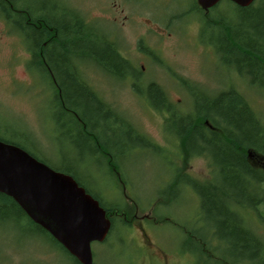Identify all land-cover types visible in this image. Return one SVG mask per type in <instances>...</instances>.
I'll return each mask as SVG.
<instances>
[{
  "label": "rangeland",
  "instance_id": "1",
  "mask_svg": "<svg viewBox=\"0 0 264 264\" xmlns=\"http://www.w3.org/2000/svg\"><path fill=\"white\" fill-rule=\"evenodd\" d=\"M24 1L35 5L42 0L20 4ZM59 1L93 23L103 36L112 37L135 65L133 73L130 68L116 72L122 76L108 74L88 59L78 67L82 79L160 150L130 146L129 141H136L129 138L126 144L124 131L109 133V121L99 119L105 123L100 131L108 148L110 143L114 152H122L121 178L104 149L97 151L75 129L69 132L66 118V126L63 121L58 125L56 118L61 115L47 79L29 68L28 46L1 13L0 135L21 143L55 167L72 170L86 188L111 206L108 215L113 227L105 241L91 243L93 264H219L214 261L224 253L225 244L213 234L196 193L182 182L172 185L170 193L171 182L182 175L198 182L210 180L212 162L208 156L186 152L182 141L165 131L167 112L154 108L145 95L147 83L154 82L170 103L185 112L194 98L185 85L193 87L197 97L232 87L264 123V91L250 86L224 63L215 45L225 46L218 31L226 28L214 14L241 27L237 9L228 0H220L208 13L198 11L192 0ZM63 18L71 20V15ZM231 54L239 57L236 52ZM128 74L133 83L127 81ZM260 211L263 216L247 209L244 217L264 237V210ZM0 264L72 261L50 247L46 237L13 209L0 214Z\"/></svg>",
  "mask_w": 264,
  "mask_h": 264
},
{
  "label": "trees",
  "instance_id": "2",
  "mask_svg": "<svg viewBox=\"0 0 264 264\" xmlns=\"http://www.w3.org/2000/svg\"><path fill=\"white\" fill-rule=\"evenodd\" d=\"M21 1L0 0V13L14 25L30 49L29 68L36 69L41 78L47 79L54 106L61 115L56 118L57 124L63 121L66 126V118L69 132L75 129L84 140L93 143L97 151L102 153L101 149H104L121 178L118 169L122 152H114L110 143L108 148L100 131L105 123L99 119L109 121V133L112 129L116 133L124 131L126 144L129 138L136 141H129L130 146L150 147L158 152L159 145L115 112L74 68L75 59L91 60L106 73L117 74L114 76H122L124 73L116 72L130 68L120 63L115 48L99 29L92 28L91 32L79 14L68 10L59 0H42L35 5L25 1L20 4ZM232 4L243 24L238 27L226 17L214 14L215 19L226 28V31H218L225 44H215L218 54L239 76L245 77L250 86L259 92L264 91V0H254L247 7ZM66 14L71 15V20L63 18ZM233 52L239 57H231ZM185 87L190 97H194L185 112L170 103L163 90L153 82L147 83L145 96L154 108L167 112L165 131L181 140L186 152L208 156L212 162V175L207 182L194 181L182 175L170 186L177 187L182 182L198 196L199 209L208 216L207 223L213 228V234L222 245L225 244L224 253L214 262L264 264V237L252 230L244 217L247 209L263 216L260 209L264 210V123L246 99L232 87L214 95L199 94L198 97L196 91H192L193 87ZM0 140L16 144L53 169L70 174L99 201L109 217L111 206L105 205L97 194L86 188L72 170L55 167L15 140L3 135H0ZM173 189L172 186L170 193ZM13 209L34 231L46 237L50 247L58 249L72 264H80L49 233L30 220L11 197L0 193V214L3 210ZM109 219L112 229L113 220ZM122 222L126 223L125 220Z\"/></svg>",
  "mask_w": 264,
  "mask_h": 264
},
{
  "label": "water",
  "instance_id": "3",
  "mask_svg": "<svg viewBox=\"0 0 264 264\" xmlns=\"http://www.w3.org/2000/svg\"><path fill=\"white\" fill-rule=\"evenodd\" d=\"M218 1L196 0L204 10ZM230 1L247 7L254 0ZM0 193L11 197L80 264L93 263L91 243L105 238L111 221L99 201L70 174L0 140Z\"/></svg>",
  "mask_w": 264,
  "mask_h": 264
},
{
  "label": "flooded vegetation",
  "instance_id": "4",
  "mask_svg": "<svg viewBox=\"0 0 264 264\" xmlns=\"http://www.w3.org/2000/svg\"><path fill=\"white\" fill-rule=\"evenodd\" d=\"M192 2L194 3V5H195V8L198 10V11H202V13H208V11L210 12V11H213V9L216 7V4H214L213 6H211L210 8H208V9H206V10H204V9H202L197 3H196V0H192ZM192 7V6H191ZM190 7V8H191ZM211 9V10H210ZM82 20H83V22H85L87 25H88V28L91 30V32L93 31V29H96V30H98L97 29V27L95 26V25H93V23H91V22H87L86 20H84L83 18H82ZM93 28V29H92ZM105 38H107V40L109 41V43L115 48V50H116V53L118 54V56H119V58L121 59V64L123 65V66H128V67H130V70H131V73H133L134 72V70H135V65H133L130 61H129V58L124 54V52L118 47V46H116V43L114 42V40L112 39V37H107V36H104ZM44 44V43H43ZM217 47V46H216ZM28 50V53H29V58L31 59V52H30V49L28 48L27 49ZM77 62H75L74 63V68H75V70L77 71V73H79V67H78V65H79V60H77V59H75ZM122 60H124V61H122ZM126 61V62H125ZM141 68H144V65H141ZM47 71H48V73L50 74V70L49 69H47ZM129 74H130V72H129ZM127 75L126 77L128 78L127 79V81H129V82H131V83H133L134 82V80H133V78H132V76L131 75ZM125 75H126V73H125ZM85 81V80H84ZM86 82V81H85ZM87 83V82H86ZM154 83V82H153ZM139 226L141 227V225L139 224ZM110 229H111V226H110V228H109V231H108V233H107V235L105 236V238L101 241V242H103V241H105L106 240V238L108 237V235H109V233H110ZM141 229H142V227H141ZM143 236H145L144 234H143ZM146 237V236H145ZM58 243V242H57ZM164 262H165V259H164Z\"/></svg>",
  "mask_w": 264,
  "mask_h": 264
}]
</instances>
